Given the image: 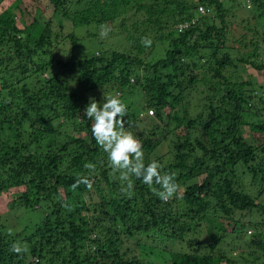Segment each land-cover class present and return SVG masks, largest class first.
<instances>
[{
  "label": "trees",
  "instance_id": "trees-1",
  "mask_svg": "<svg viewBox=\"0 0 264 264\" xmlns=\"http://www.w3.org/2000/svg\"><path fill=\"white\" fill-rule=\"evenodd\" d=\"M3 1L0 198H12L0 264H264V80L241 72L264 75V0H246L236 25L241 0H45L61 21L110 24L127 40L91 53L60 20L25 23L23 2ZM103 95L126 104L145 163L176 174L170 200L134 176L126 194L84 112ZM78 176L92 189H73ZM17 209L41 216L20 223ZM14 241L27 252H11Z\"/></svg>",
  "mask_w": 264,
  "mask_h": 264
},
{
  "label": "clouds",
  "instance_id": "clouds-1",
  "mask_svg": "<svg viewBox=\"0 0 264 264\" xmlns=\"http://www.w3.org/2000/svg\"><path fill=\"white\" fill-rule=\"evenodd\" d=\"M109 31L110 29L102 25L101 37L106 38ZM141 44L144 47H151L152 40L148 37H142ZM102 101V103L97 102L94 98L89 97V103L84 112L91 121L93 138L107 154L109 166L114 172L119 173L122 184L127 183L126 194L129 198L133 195L131 178L134 176L137 179H142L143 183L148 185L160 200L165 202L170 200L179 190L176 174L162 172L161 166L156 160L145 163L141 142L131 131L126 130L127 106L118 95H103ZM84 167L89 170L95 169V165L92 163H86ZM80 184H84L89 190L93 186L92 181L86 176H78L76 183L72 185L73 189ZM153 185L159 187L155 188ZM63 206L69 211L71 210V205L65 204ZM10 251L22 254L27 252V248L22 247L19 241H14L10 246Z\"/></svg>",
  "mask_w": 264,
  "mask_h": 264
},
{
  "label": "rangeland",
  "instance_id": "rangeland-1",
  "mask_svg": "<svg viewBox=\"0 0 264 264\" xmlns=\"http://www.w3.org/2000/svg\"><path fill=\"white\" fill-rule=\"evenodd\" d=\"M12 0H4L3 3L5 6L10 5L9 3ZM26 7L28 13L27 17L25 18V23H28L32 20L33 17H37L41 23L47 22L48 18H52L53 20L60 22V14L59 13H54L52 8L48 7L46 4L45 0H21ZM225 5L230 6L229 0H224ZM241 6L237 7L236 5L230 6L231 10L236 13L237 19L234 18V16H228L230 21L235 23L238 22V19H242L247 17L249 13V8L246 7L245 4H247L246 0H241L240 1ZM205 12V10H204ZM60 20V21H59ZM20 21V20H19ZM63 24H65L64 29H70L79 35L80 42L82 44V49H84L85 52L91 53L94 51H105L108 48H118V49H123L126 46L127 40L123 38L122 34L116 33V28L110 26V24H105L107 29H110L108 32V36L106 38L101 37L100 31H101V26L100 25H87V26H73L71 22L69 21H61ZM57 24V23H56ZM235 25H233L235 27ZM113 28V30H112ZM166 43L163 45H160L157 47L156 50H154V55L155 56H161L164 54L163 49L166 47ZM78 51V50H76ZM241 72L244 78H251L252 80L255 81H263L264 80V75L262 72L258 70H254L252 68L244 67L241 66ZM130 97V96H129ZM198 94L192 93L191 97V102H190V111L192 114L196 113L195 110V105L199 103L198 101ZM140 127V125H138ZM168 143H163L162 145H159L158 148L154 151L153 156L158 155L160 153H164L167 150ZM248 180L245 179V183H247ZM18 193V191H15ZM14 192V193H15ZM12 198V193L7 192L5 195L1 196L0 198V220L4 221V217L6 218V221H9L10 218H8L7 215H5V212L9 209V201ZM18 217L16 218L17 222L20 223H25V222H30L34 220H38V218L41 216V213L38 210H33V209H23L22 213H19V209L16 210ZM201 237L204 235V232L200 234ZM201 239V238H200ZM205 241L204 237L202 239ZM177 250V248H176ZM236 252V251H235Z\"/></svg>",
  "mask_w": 264,
  "mask_h": 264
},
{
  "label": "built area",
  "instance_id": "built-area-1",
  "mask_svg": "<svg viewBox=\"0 0 264 264\" xmlns=\"http://www.w3.org/2000/svg\"><path fill=\"white\" fill-rule=\"evenodd\" d=\"M248 4V6H249V3H247ZM189 26V22H187V21H184V22H182V23H180L179 25H178V28H179V30L181 31V30H183L184 28H186V27H188Z\"/></svg>",
  "mask_w": 264,
  "mask_h": 264
}]
</instances>
